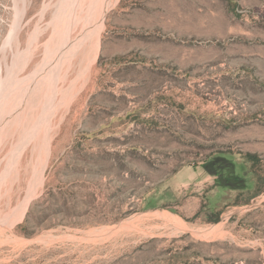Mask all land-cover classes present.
<instances>
[{
  "label": "rangeland",
  "instance_id": "rangeland-1",
  "mask_svg": "<svg viewBox=\"0 0 264 264\" xmlns=\"http://www.w3.org/2000/svg\"><path fill=\"white\" fill-rule=\"evenodd\" d=\"M0 120V264H264V0H0Z\"/></svg>",
  "mask_w": 264,
  "mask_h": 264
},
{
  "label": "trees",
  "instance_id": "trees-1",
  "mask_svg": "<svg viewBox=\"0 0 264 264\" xmlns=\"http://www.w3.org/2000/svg\"><path fill=\"white\" fill-rule=\"evenodd\" d=\"M252 155V153L246 154V159H248L249 162L252 161ZM203 163V166L207 173L215 177L213 184L214 188H217L219 190L229 189L231 191L240 192L250 191L252 189L249 173H251V171L253 172V170L247 169L246 171H244L245 173L241 175L238 172V163L222 155L212 157L211 159H209L208 161H204ZM52 194L53 191L51 190V188H46L39 196V198L31 204L28 211L27 219L34 212L38 214L37 226L39 228L51 229L58 225V223L53 222V213L49 204ZM208 205L209 202H207V206H204V209L208 208V210L206 211V215L209 216L208 221L218 222L222 213L221 208L216 204V206L211 209ZM33 232L29 231L28 228H25L23 233L26 235H32Z\"/></svg>",
  "mask_w": 264,
  "mask_h": 264
},
{
  "label": "bare ground",
  "instance_id": "bare-ground-1",
  "mask_svg": "<svg viewBox=\"0 0 264 264\" xmlns=\"http://www.w3.org/2000/svg\"><path fill=\"white\" fill-rule=\"evenodd\" d=\"M102 1H104V0H102ZM109 1H110V0H109ZM63 3H64V2H63ZM92 4H93V3H92ZM106 4H107V2H106ZM75 5H76V4H75ZM111 5H112V4H111ZM73 7H74V6H73ZM91 8H92V7H91ZM107 8H108V4H107L106 7H104V10H103V13H104V14H105V11H106ZM75 9H76V8H75ZM108 9H109V8H108ZM57 10H58V9H57ZM69 10H70V9H69ZM66 11H67V10H66ZM76 11H77V10H76ZM107 11H108V10H107ZM107 11H106V12H107ZM100 12H101V11H100ZM67 13H68V12H67ZM55 15H56V14H55ZM71 15H72V14H71ZM57 16H58V15H57ZM88 16H89V15H88ZM99 16H101V15H99ZM63 17H64V16H63ZM65 17H66V15H65ZM82 17H83V16H82ZM102 17H103V16H102ZM102 17H101V19H100V24H101L102 21H103V20H102ZM75 18H76V17H75ZM103 19H104V18H103ZM64 20H65V19H64ZM76 20H77V19H76ZM84 20H85V19H84ZM86 20H88V18H87ZM89 20H90V19H89ZM65 21H66V20H65ZM71 21H72V20H71ZM92 21H93V20H92ZM97 21H98V20H97ZM61 22H62V21H61ZM67 22H68V20H67ZM67 22H66V23H67ZM69 22H70V21H69ZM89 22H90V21H89ZM72 23H73V22H72ZM96 23H97V24H96V26H97L99 23H98V22H96ZM75 24H76V23H75ZM92 24H93V23H92ZM100 24H99V25H100ZM70 25H71V24H70ZM83 25H84V24H83ZM93 25H94V24H93ZM93 25H92V26H93ZM72 26H73V25H72ZM72 26H71V27H72ZM71 27H70V28H71ZM73 27H74V26H73ZM88 27H90V26H88ZM97 27H98V26H97ZM97 27H96V28H97ZM70 28H69V29H70ZM83 28H84V27H83ZM91 28H92V27H91ZM100 28H102V27L99 26L98 29H100ZM65 29H66V28H65ZM86 29H87V28H86ZM98 29L96 30L97 32H99ZM70 30H71V29H70ZM88 30H89V29H88ZM85 31H86V30H85ZM85 31H84V32H85ZM96 31H95V29H92L91 32H90V34H88V36L85 35V33H84V34L79 35V37H77V39H79V38L82 39V38H83L84 40L82 39V40H83L82 42H84L85 39H87V38L90 39L92 33H95ZM63 32H65V31H63ZM67 32H68V29H67ZM97 32H96V33H97ZM76 33H77V32H76ZM96 33H95V34H96ZM97 34H98V33H97ZM65 35H66V34H65ZM86 36H87V37H86ZM98 36H99V34H98ZM63 37H64V35H63ZM67 37H70V35H68ZM85 37H86V38H85ZM70 39H71V38H70ZM77 39H76V40H77ZM91 39H92V38H91ZM97 39H98V38H97ZM62 40H63V39H62ZM79 41H80V40H79ZM99 41H100V40H99ZM62 42H63V41H62ZM64 42H66V41H64ZM64 42H63V43H64ZM68 42H69V41H68ZM73 42H75V40L71 41L67 46H65V48H64L63 50L61 49L62 52L59 51V52H61V55H59V56H62L63 54L65 55L66 50H67L69 47L73 46V44H74ZM95 42H96V41H95ZM95 42H93V40H92L91 43H90V47L92 46L91 49L95 50L96 53H97L98 42H96V43H95ZM76 43H77V41H76ZM76 43H75V45H76ZM78 43H80V42H78ZM87 43H88V42H87ZM65 44H66V43H65ZM65 44H64V45H65ZM44 47H45V46H44ZM62 47H64V46H62ZM76 47H77V46H76ZM57 48H58V47H57ZM58 49H59V48H58ZM72 49H73V48H72ZM56 50H57V49H55V51H56ZM73 50H74V49H73ZM87 50H88V49H87ZM67 51H68V50H67ZM89 51H90V50H89ZM59 54H60V53H59ZM70 54H71V52H70ZM70 54H69V55H70ZM72 54H73V53H72ZM74 54H75V53H74ZM76 54H77V53H76ZM55 55H56V54H55ZM86 55H87V54H86ZM90 55H91V54H90ZM65 56H66V55H65ZM88 57H89V56H88ZM94 57H96V54H95ZM62 58H64V57L62 56ZM67 58H68V57H67ZM58 59H59V57H58ZM69 59H70V58H68L67 60H69ZM56 60H57V58H56ZM83 60H84V58H83ZM90 60H91V58H90ZM87 61H88V59H87ZM60 62H61V60H60ZM60 62H58V63H60ZM62 62H63V61H62ZM67 62H68V61H67ZM88 62H89V61H88ZM55 63H56V61H55ZM69 63H70V62H69ZM80 63H81V61H80ZM55 65H56V64H55ZM58 65H59V64H58ZM60 65H61V64H60ZM68 65H69V64H68ZM79 67H81V65H80ZM84 67H85V66H84ZM45 68H46V67H45ZM56 68H57V67H56ZM85 68H87V67H85ZM49 69H50V68H49ZM52 69L54 70V68H52ZM60 69H62V68H60ZM76 70H77V69H76ZM86 70H87V69H86ZM86 70H85V74L81 73V74L84 75L83 80L85 79ZM89 70H90V69H89ZM39 71L41 72V71H43V70L41 69V70H39ZM39 71L37 72L38 74L40 73ZM50 72H51V71H50ZM52 72H53V71H52ZM57 72H58V71H57ZM60 72H61V71H59V73H60ZM67 72H68V71H67ZM69 72H70V71H69ZM35 73H36V72H35ZM37 73H36V74H37ZM41 73H42V72H41ZM59 73H58V78H60V77H59ZM63 73H64V72H63ZM63 73H62V74H63ZM77 73H78V71H77ZM87 73H88V72H87ZM36 74H35V75H36ZM68 74H69V73H68ZM88 74H89V73H88ZM47 75H48V74H47ZM77 75H78V74H77ZM39 76H40V75H39ZM52 76H53V75H52ZM71 76H72V75H71ZM75 76H76V75H75ZM30 77H32V76H30ZM30 77H29V78H30ZM36 77H37V76H36ZM40 77H41V76H40ZM46 77H47V76H46ZM80 77H81V76H80ZM86 77H87V76H86ZM55 78H56V76H55ZM58 78H57V79H58ZM30 79H31V78H30ZM74 79H76V78H74ZM40 80H41V79H40ZM71 80H72V79H71ZM83 80H82V82H83ZM23 81H24V80H23ZM27 81H28V80H27ZM34 81H35V80H34ZM34 81H33V82H34ZM37 81H39V80H37ZM51 81H52V80H51ZM53 81H55V80H54V77H53ZM57 81H58V80H57ZM72 81H73V80H72ZM31 82H32V81H31ZM68 82H69V81H68ZM24 83H25V82H24ZM70 83H71V82H70ZM76 83H77V82H76ZM80 83H81V82H80ZM80 83H79V84H80ZM30 84H31V83H30ZM38 84H39V83H38ZM38 84H37V86H38ZM45 84H46V83H45ZM57 84H58V83H56V88H57ZM63 84H64V83H63ZM28 85H29V84H28ZM40 85H43V84H40ZM61 85H62V84H61ZM30 86H31V85H30ZM62 86H63V85H62ZM53 87H54V86H53ZM64 87H65V86H64ZM75 87H76V85H75ZM6 88H7V87H6ZM21 88H22V87H21ZM24 88H25V84H24ZM32 88H33V87H32ZM40 88H41V87H40ZM54 88H55V87H54ZM62 88H63V87H62ZM66 88H67V87H66ZM12 89H13V88H12ZM25 89H26V88H25ZM38 89H39V88H38ZM51 89H52V88H51ZM64 89H65V88H64ZM64 89H63V90H64ZM68 89L70 90V88H68ZM71 89H72V88H71ZM43 90H44V89H43ZM54 90H55V89H54ZM76 90H77V88H76ZM27 91H28V90H27ZM27 91H26V92H27ZM52 91H53V90H52ZM1 92H2V91H1ZM54 92H55V91H54ZM60 92H61V90H60ZM2 93H3V92H2ZM12 93H13V92H12ZM24 93H25V92H24ZM28 93H29V91H28ZM58 93H59V92H58ZM65 93H66V92H65ZM70 93H71V92H70ZM38 94H39V93H38ZM52 94H53V92H52ZM52 94H51V95H52ZM62 94H63V93H62ZM66 95H67V94H66ZM25 96H26V93H25ZM53 96H54V94H53ZM62 96H63V95H62ZM73 96H74V95H73ZM26 97H27V96H26ZM54 97H55V96H54ZM36 98H37V97H36ZM48 98H49V97H48ZM48 98H47V99H48ZM26 99H27V98H26ZM51 99H53L52 96H51ZM61 99H62V98H61ZM1 100H2V98H1ZM34 100H35V99H34ZM54 100H55V98H54ZM70 100H71V99H70ZM5 101H6V99H5ZM49 101H50V103H48V105H51V101H52V100H49ZM63 101H64V100H63ZM61 102H62V101H61ZM52 103L54 104V102H52ZM7 106H8V105H7ZM48 107H51V108H52V106H48ZM48 107H47V108H48ZM66 107H67V106H66ZM53 108H54V106H53ZM47 110H48V109H47ZM49 110H50V109H49ZM17 112H18V111H17ZM28 112H29V111H28ZM10 114H11V113H10ZM10 114H9V115H10ZM52 114H53V112H52ZM52 114H51V115H52ZM46 115H47V113H46ZM49 115H50V114H49ZM52 116H53V115H52ZM52 116H50V117H52ZM48 117H49V116H48ZM50 117H49V118H50ZM4 119H5V118H4ZM4 119H3V120H4ZM45 119H46V118H45ZM50 119H52V118H50ZM1 120H2V119H1ZM1 120H0V121H1ZM47 121H48V120H47ZM49 121H50V120H49ZM2 122H3V121H2ZM50 122H51V121H50ZM50 122H47V123H50ZM13 123H14V122H13ZM37 123H38V122H37ZM40 123H41V122H40ZM1 124H2V123H1ZM16 124H17V123H16ZM33 125H34V124H33ZM41 125H42V124H41ZM48 126H49V125H48ZM48 126H46V127L49 128ZM38 127H40V126H39V125L36 126V128H38ZM34 128H35V127H34ZM34 128H33V129H34ZM36 128H35V129H36ZM51 128H52V125H51ZM30 129H31V128H30ZM28 131H29V130H28ZM36 131H37V130H36ZM48 131H49V130H48ZM53 131H54V130H53ZM33 132H34V131H33ZM46 132H47V129H46ZM46 132H45V133H46ZM35 133H36V132H35ZM35 133H34V135H36ZM47 134H48V133H47ZM51 135H52V133H51ZM31 137H32V136H31ZM26 138H27V137H26ZM47 138H48V135H47V137H45V139H44V140L46 141V143H45V141H44L45 144H47ZM48 139H50V138H48ZM27 140H28V139H27ZM50 140H51V139H50ZM42 143H43V142H42ZM40 146H41V144H40ZM50 147H51V146H50ZM38 152H39V151H38ZM47 153H48V152H47ZM41 171H42V170H41ZM41 173H42V172H41ZM1 187H2V186H1ZM28 195H29V193H28ZM25 210H26V208H23L22 210L19 211L18 219L23 217V215H24V213H25ZM153 214L156 215L157 217L164 218L165 221H166V223H168V224H171V225L173 224L174 226L179 227V228H183V229H189V228H190L189 225H188V223L185 222V220H183L181 217H179V216H177V215H175V214H173V213H171V212L164 211V210H159V211H155V212H153ZM13 215H14V214H13ZM16 219H17V218H16ZM128 224H129V223H128ZM125 226H127V225H125ZM190 226H191V225H190ZM218 227H219V225H216V226H214L213 228H214V230H215V228H218ZM117 228H118L117 226H114V227H112V226H111V227H107V226H105V227H103V228H101V229L95 230V233L92 234V236L95 235V236L98 237V236L106 235V234H109V233H115V232L117 231ZM192 228H193V226H192ZM192 228H191V229H192ZM211 228H212V227H211ZM183 229H182V230H183ZM191 229H190V230H191ZM201 229H203V228H201ZM192 230H193V229H192ZM208 230H209V229H208ZM197 231H198V230H197ZM211 231H213V230H211ZM211 231H210V232H211ZM197 233H198V232H197ZM199 233H200V232H199ZM97 237H96V238H97ZM103 237H104V236H103ZM100 239H101V238H100Z\"/></svg>",
  "mask_w": 264,
  "mask_h": 264
}]
</instances>
